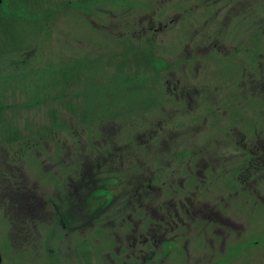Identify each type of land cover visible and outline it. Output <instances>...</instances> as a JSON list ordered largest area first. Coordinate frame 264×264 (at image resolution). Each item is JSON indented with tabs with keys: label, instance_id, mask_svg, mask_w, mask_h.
<instances>
[{
	"label": "rangeland",
	"instance_id": "rangeland-1",
	"mask_svg": "<svg viewBox=\"0 0 264 264\" xmlns=\"http://www.w3.org/2000/svg\"><path fill=\"white\" fill-rule=\"evenodd\" d=\"M124 144L143 156L134 171L151 184L150 211L164 207L168 215L176 206L186 214L179 226L165 225L159 248L142 242L150 222L137 214L131 257L120 249L123 231L82 229L99 214L110 231L124 223L104 194L114 183L110 165L92 182L85 168ZM255 145L264 153V0L0 5V161L23 165L39 193L60 203L57 220L74 231L45 219L21 234L17 244L35 249L24 248L13 244L1 210V264L59 261H34L36 248L82 257L79 264H109L114 249L116 264H141L144 256H152L147 264H264V156L253 153ZM81 172L85 198L73 200ZM117 186L112 194L121 203L126 185ZM188 196L196 214L182 206Z\"/></svg>",
	"mask_w": 264,
	"mask_h": 264
},
{
	"label": "trees",
	"instance_id": "trees-1",
	"mask_svg": "<svg viewBox=\"0 0 264 264\" xmlns=\"http://www.w3.org/2000/svg\"><path fill=\"white\" fill-rule=\"evenodd\" d=\"M66 146H69V144ZM120 148V152L124 150H131L134 152L132 156L134 158L132 165L128 166L124 164V154L114 156L113 154L109 153L107 156L101 155V157H98V160H96L98 163L95 165L86 164L85 168L90 170V175L84 173L82 177H86L87 175L89 177L88 181L92 182L95 176L98 175L101 167L105 163H108L110 165V180L114 183L110 184L108 189L104 191V194L108 195L109 193H113L115 190H117V185H126V187H122V190L125 192L122 201L124 203L126 199L131 201L132 205H134V209L142 208L134 212V217H137V214H141L142 216L140 219L142 220V223L145 224L146 222H150L148 230H151L150 227L152 225L161 221V216L159 214V209H151L150 211L149 207L146 205L145 196H148L149 193L151 194L152 191H150L151 184L148 183L149 181L147 183L143 182L141 184V180L143 179V175L145 173H142L141 170L139 172L134 171V169L139 166L137 162H139L140 158L143 159V156L141 155L140 151L135 149L136 147H134V144H124L121 145L119 149ZM6 153L8 154V152ZM14 163L15 162L8 160L7 158L0 161V211L2 210L4 212L5 216L11 223L10 236L12 238L13 244H17L21 234H26L25 228H28L31 223L35 222L38 224L39 222L45 221V212L53 211V215H59V206H54L55 204H58L56 200H54L53 204L50 205V200L46 199V195L39 193L37 182L32 181L29 177H27L23 165ZM127 171L134 176H126L128 173ZM118 173H122L123 176L118 178ZM128 180H131V182ZM86 181L87 180L84 178V182H73L75 189L72 191L74 192V195H76L78 192L84 193ZM113 185L116 186L111 189ZM76 188H78V190H76ZM152 190L153 192L159 194L160 186H155ZM118 201L119 197L116 196L115 204L112 205L113 208L118 205ZM147 201L151 203L148 198ZM191 202L192 205L195 206L194 202ZM48 207H50V209H48ZM194 209L198 211L196 207ZM120 212L123 214V211ZM80 214L82 215L83 211H81ZM192 214H196V212L191 213V215ZM93 217L96 218V216ZM166 220H168V215H166ZM135 224L139 223L135 221ZM170 225H173V223Z\"/></svg>",
	"mask_w": 264,
	"mask_h": 264
},
{
	"label": "flooded vegetation",
	"instance_id": "flooded-vegetation-1",
	"mask_svg": "<svg viewBox=\"0 0 264 264\" xmlns=\"http://www.w3.org/2000/svg\"><path fill=\"white\" fill-rule=\"evenodd\" d=\"M258 82H259V78L257 79V84H258ZM178 100H180V99H178ZM259 140H260V137L258 138V142H259ZM65 148H66V146H63L61 152H64ZM120 151H121V148L118 149V151L116 153H113V155L116 156V155L124 154V156H123V157H125L124 160L130 161V162L134 161V158L132 157L133 153H134L133 151H131V150H129V151L128 150H124L122 152H120ZM127 151L128 152H133L132 155L131 156L128 155L126 153ZM253 153H256V154L259 153L262 156H264V153L262 152L261 148L257 147L256 145H255V150H253ZM98 157H101V156H98ZM79 175H80L78 177L79 178V182L80 183L84 182V178L85 177H82L84 175V172H81ZM148 181H149L148 178L144 174L143 175V179L141 180V184L143 182L147 183ZM130 190H131V188H130ZM108 195L112 196V198H111V200H110V202L108 204L109 206H112V205L115 204L116 196H113L112 193H109ZM72 198H73V200H82L83 201V199L85 198V194L83 192H78L76 195H72ZM49 200H50V205L53 204L54 199L50 198ZM186 201L188 203V206L186 207L185 203H183L182 206L184 208H186L184 210H186V212H188L187 215H191V213H195L196 212V210L194 209L195 206L192 205V202H191L189 196L186 198ZM186 201H183V202H186ZM54 206L58 207L56 204ZM132 206H133V211L134 212L137 211V210L142 209V208L134 209V205H132L131 201H128L127 199L125 200V203L121 200V203H118V205H116L115 209H117L118 212L123 211V214L121 213V216H122V219H123L124 223L122 224V226H118L115 229H113L112 231H110L109 228H114V227H111V225H109V224L105 228L104 227H100V225H101L100 218H99L100 214L98 216H96V218L93 221L87 222L83 226L82 229L85 230L86 227H88V226H91V227L94 226V227H96L95 228L96 231L108 230L111 233V235H113V236H114V234H112V233L123 231L125 233V241L127 242V244H120V249H121V252H122V249H123V246H124V250H125L124 253L131 257L132 255L128 252V249H131V247H132V239L131 238H132L133 233L134 232H138V228L140 227L139 224H135V217L133 219V214L131 212H128L129 210L130 211L132 210ZM105 207L106 206H103V208H105ZM58 211H59V214H60V217H61L62 215L60 213V209L59 208H58ZM52 212L53 211H51V212L47 211V212L44 213L46 219L55 221L53 223L59 222L61 224V229L63 228L62 230L64 232H74L73 230H70V231L66 230V226H68L69 224L65 220H62V218L57 220V218L55 217V215L52 214ZM159 214L161 216V221L159 223H156V224H154V225H152L150 227L151 230H149V233H146L147 236L144 235V234H141L142 242L143 243L152 242V244L154 245L155 248H159L160 246L165 247L164 244H165L166 239H167V237L165 235V225L170 226L171 223H173V224L176 223V225L179 226L181 223H183V221H184L183 217H184V215H186V214L180 215V209H178L176 206L174 208H172V209H169V211H168V220H166V214H165L164 208H162V210L160 211ZM79 220H80L79 223H82L85 220V217H84L83 214L82 215L79 214ZM113 221L115 222V220H113V219H109L108 220V222H113ZM36 224L37 223H35V222L31 223L28 226V228H25V232L27 234H29L31 227H35ZM141 233H143V232H141ZM111 238H112V236H111ZM129 243H131V244H129ZM17 245H19L21 247H24V248H29L30 247L31 249H35V248L31 247L33 244H17ZM147 245L148 244H145V246H147ZM223 246H224V244H222V247ZM226 248H227V246H224L222 248V252ZM36 249H38V250L35 252L34 256L31 257V259H33L34 261L41 262L42 259H45V260L50 262L51 258L53 256H57L58 257L59 261H57V264H59V262H62V261H65L67 264H79L80 261H82V257L75 258V260L70 259L68 257L67 258H63L62 256H60V254L57 255V253H55L56 251L54 252L53 250L51 251L50 256L43 255L39 248H36ZM183 249H185V252L188 255L187 260H189L190 259V248L188 247L187 244H185ZM114 250L112 252V253H114V255L112 254V257H111L112 259L111 258L108 259L109 264H116L117 262H115L114 260L117 259L118 257H120V253H116ZM65 252H67L69 254V256H70V254L72 253L71 247L69 248V250L65 249ZM168 253H169V257H170L171 255L175 254V250L174 249L173 250L170 249V250H168ZM153 254H155V253H153ZM1 255H2V253H1ZM60 259H61V261H60ZM151 259H152V256H144V257L141 258L140 261H141V264H147V262L149 260H151ZM49 264H52V263L50 262Z\"/></svg>",
	"mask_w": 264,
	"mask_h": 264
},
{
	"label": "water",
	"instance_id": "water-1",
	"mask_svg": "<svg viewBox=\"0 0 264 264\" xmlns=\"http://www.w3.org/2000/svg\"><path fill=\"white\" fill-rule=\"evenodd\" d=\"M3 0H0V5L2 4ZM2 263V255H1V252H0V264Z\"/></svg>",
	"mask_w": 264,
	"mask_h": 264
}]
</instances>
